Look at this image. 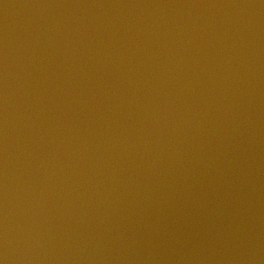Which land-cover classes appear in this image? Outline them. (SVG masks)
<instances>
[{"label":"water","instance_id":"95a60500","mask_svg":"<svg viewBox=\"0 0 264 264\" xmlns=\"http://www.w3.org/2000/svg\"><path fill=\"white\" fill-rule=\"evenodd\" d=\"M264 29V0H0V77L98 70Z\"/></svg>","mask_w":264,"mask_h":264}]
</instances>
